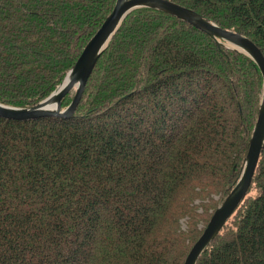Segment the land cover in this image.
<instances>
[{"label":"trees","instance_id":"16d2710c","mask_svg":"<svg viewBox=\"0 0 264 264\" xmlns=\"http://www.w3.org/2000/svg\"><path fill=\"white\" fill-rule=\"evenodd\" d=\"M174 1L264 52V0ZM115 3L0 0V102L48 96ZM262 92L246 53L166 11L134 9L73 117L0 116V264H183L198 223L241 175ZM196 264H264V146Z\"/></svg>","mask_w":264,"mask_h":264},{"label":"water","instance_id":"95a60500","mask_svg":"<svg viewBox=\"0 0 264 264\" xmlns=\"http://www.w3.org/2000/svg\"><path fill=\"white\" fill-rule=\"evenodd\" d=\"M139 7H154L173 14L207 32L218 42H224V44L246 53L257 63L263 76V92L258 116L241 175L231 191L213 211L207 225L193 243L183 263L196 264L204 249L214 239L246 196L264 146V52L251 38L239 32L223 28L200 12L174 0H116L112 11L88 40L60 84L44 99L30 106L20 107L0 102V116L20 120H30L44 116L73 117L89 76L101 54L124 18ZM73 90L72 101L66 107H62V98Z\"/></svg>","mask_w":264,"mask_h":264},{"label":"rangeland","instance_id":"374dc122","mask_svg":"<svg viewBox=\"0 0 264 264\" xmlns=\"http://www.w3.org/2000/svg\"><path fill=\"white\" fill-rule=\"evenodd\" d=\"M215 200L218 201L220 199L219 195H215ZM213 211V209L211 210V212ZM182 225L185 227L186 223H185V219H183L182 221ZM208 222H206L205 224L203 222H199L198 223V230L199 231H203V229L205 228V226L207 225Z\"/></svg>","mask_w":264,"mask_h":264}]
</instances>
